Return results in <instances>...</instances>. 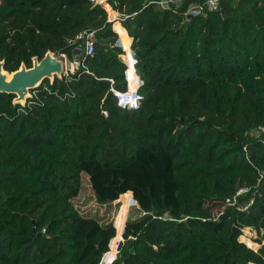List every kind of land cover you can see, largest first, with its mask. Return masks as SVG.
Returning <instances> with one entry per match:
<instances>
[{
  "label": "trees",
  "instance_id": "trees-1",
  "mask_svg": "<svg viewBox=\"0 0 264 264\" xmlns=\"http://www.w3.org/2000/svg\"><path fill=\"white\" fill-rule=\"evenodd\" d=\"M203 2L109 0L123 28L92 0H0L9 73L48 51L73 62L79 37L96 39L25 107L0 95V264H102L78 225L101 227L112 210L103 264H264V134L251 133L264 128V0L189 13ZM116 33L132 89L142 81L137 109L114 95L128 90ZM243 188L239 206L212 214ZM132 205L128 223L142 228L117 257ZM247 228L258 251L240 241Z\"/></svg>",
  "mask_w": 264,
  "mask_h": 264
},
{
  "label": "water",
  "instance_id": "water-1",
  "mask_svg": "<svg viewBox=\"0 0 264 264\" xmlns=\"http://www.w3.org/2000/svg\"><path fill=\"white\" fill-rule=\"evenodd\" d=\"M108 1L109 0H97V4L103 5V2L108 4ZM91 35H93L91 31L84 33L82 37V46L78 50L79 58L86 54L85 46ZM66 64V59L51 51H48L42 59L34 57L33 66L31 68H27L25 64H22L20 69L13 73L5 71V60L0 61V95H14V105L20 104L25 107L28 101L32 99L31 91L36 90L46 81L53 84L56 79H63L64 72L67 68Z\"/></svg>",
  "mask_w": 264,
  "mask_h": 264
},
{
  "label": "rangeland",
  "instance_id": "rangeland-1",
  "mask_svg": "<svg viewBox=\"0 0 264 264\" xmlns=\"http://www.w3.org/2000/svg\"><path fill=\"white\" fill-rule=\"evenodd\" d=\"M103 7H105L107 12L109 13L108 19H109V21H111L110 15H112V13H111L112 10H111L110 6L108 4H106L105 2H103ZM106 7H108V9ZM116 14L119 18L120 15H118V13H116ZM115 27H117V26H115ZM113 30H114V28H113ZM66 61H67L66 67H67L68 72H75V68L73 67L72 61H69V59H67ZM34 91L30 92L31 97L34 96V94L36 93V92L33 93ZM91 195H92L91 191H87L85 193L84 201L80 204L82 207L88 206L89 204H91V205L94 204V199H93V197L91 198ZM122 198L131 200V197L128 195H123ZM119 201H121V199ZM121 205H122V203H121ZM132 208L133 207L129 208V210H128V215L126 217V223L128 225H127V228L125 229L124 239H123V241L119 242V246L117 247V249H118L117 257L119 256V253L121 252L126 240L129 238V236L132 233L138 232L142 228V227L132 226L128 223ZM223 209H225V207H223V206L214 207L212 209V214L214 216H217V214H219V212H221ZM114 213H115V211L112 210V212L109 213L103 219L104 221L100 224L101 227H98V223L95 221H89L87 223H81L78 225V230L80 232V238L83 241L85 248H87L88 245H94V246H97V248L102 249L103 259H105L106 255L110 252L112 242L115 239L117 232H118L117 220H118L120 213H118L117 217L113 219ZM109 224L113 225L110 230L107 228L109 226ZM129 226H130V228H128ZM112 230H114V231H112ZM261 236L262 235H259L257 231L247 228L243 231V236L240 238V241L245 243L248 247L254 249L255 251H258L260 249L261 245L257 244V242L261 238Z\"/></svg>",
  "mask_w": 264,
  "mask_h": 264
},
{
  "label": "built area",
  "instance_id": "built-area-1",
  "mask_svg": "<svg viewBox=\"0 0 264 264\" xmlns=\"http://www.w3.org/2000/svg\"><path fill=\"white\" fill-rule=\"evenodd\" d=\"M92 1H95L97 3V0H92ZM161 5L164 7V8H168L169 7V3L168 2H162ZM220 6V0H204L203 3L199 4V5H196L195 7H192L189 11V13L191 15H199L201 14L204 10H207V11H216L218 10ZM103 7V5H102ZM105 9V7H103ZM106 10V9H105ZM107 12V10H106ZM108 13V12H107ZM109 14V13H108ZM120 23V25L122 26V19L118 16H116V19L115 20H111V23L112 25H114L115 23ZM123 27V26H122ZM124 28V27H123ZM118 35V46L120 48L123 49V52L124 54L120 56L121 60L126 64L127 66V71H126V80H127V84H128V90L127 92L125 93H122V92H115L114 91V95L115 97L117 98V101H118V106L123 108V109H137L139 108L140 106V101H141V96L139 95V89L140 87L142 86V81L141 79L139 78V76L137 75L136 73V70H135V74L137 75V81L134 83L136 85V89L133 90L132 89V79L130 78V68H129V62L124 59V55H125V50L124 48L121 46V43H120V38H119V34L116 33ZM83 35H81L79 38H82ZM96 43V39H95V36L94 34L91 35L88 39V42L86 44V54L85 55H92L93 54V51H94V45ZM134 43V41H133ZM132 43V45H133ZM132 45H131V50H132ZM82 45H80L77 49H76V52H75V55L79 58V48L81 47ZM133 52V50H132ZM60 57L64 58L67 60V56L66 55H59ZM133 57L135 59V56H134V53H133ZM135 65H136V59H135ZM80 66V63L78 60H75L73 62V67L75 68V71L79 68ZM135 68V66H134ZM64 76L65 77H68L69 76V72L66 68L65 72H64ZM33 98V96H32ZM252 135L257 137V136H260L261 134H264V128H258L256 130H253L252 132ZM249 189L248 188H243L241 189L233 198L231 199H228L225 201V203L222 205L223 207H225V209L227 207H235V206H239V201H238V198L246 193H248ZM123 196V195H122ZM122 198V197H121ZM132 198H133V195H132ZM120 202V201H119ZM121 203V202H120ZM123 206V203L121 205V208ZM134 205L130 206L129 208L133 207ZM249 208V205L244 207V210H247ZM223 209L221 211V214L223 213V211L225 210ZM121 210V209H120ZM125 229L124 228V233H125ZM123 241V240H122Z\"/></svg>",
  "mask_w": 264,
  "mask_h": 264
},
{
  "label": "crops",
  "instance_id": "crops-1",
  "mask_svg": "<svg viewBox=\"0 0 264 264\" xmlns=\"http://www.w3.org/2000/svg\"><path fill=\"white\" fill-rule=\"evenodd\" d=\"M125 30H126V29H125ZM126 32H127V31H126ZM74 58H75V59L73 60V62H74L75 60H78V59H79L76 55L74 56ZM73 62H72V63H73ZM131 86H133V85H131ZM135 87H136V86H135Z\"/></svg>",
  "mask_w": 264,
  "mask_h": 264
},
{
  "label": "bare ground",
  "instance_id": "bare-ground-1",
  "mask_svg": "<svg viewBox=\"0 0 264 264\" xmlns=\"http://www.w3.org/2000/svg\"><path fill=\"white\" fill-rule=\"evenodd\" d=\"M136 89V88H135Z\"/></svg>",
  "mask_w": 264,
  "mask_h": 264
}]
</instances>
